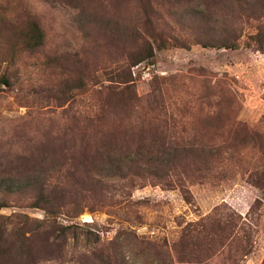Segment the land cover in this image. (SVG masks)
<instances>
[{
	"label": "rangeland",
	"instance_id": "1",
	"mask_svg": "<svg viewBox=\"0 0 264 264\" xmlns=\"http://www.w3.org/2000/svg\"><path fill=\"white\" fill-rule=\"evenodd\" d=\"M0 264H264V0H0Z\"/></svg>",
	"mask_w": 264,
	"mask_h": 264
},
{
	"label": "trees",
	"instance_id": "2",
	"mask_svg": "<svg viewBox=\"0 0 264 264\" xmlns=\"http://www.w3.org/2000/svg\"><path fill=\"white\" fill-rule=\"evenodd\" d=\"M30 39L31 41L33 42V47H37L40 45L41 43V39H42V34H41V31L38 27V25L36 23H34L32 25V28H31V35H30ZM254 41L257 42L259 40V38L255 35L254 36ZM237 44H231V45H223V47L225 48H230V49H237ZM247 47L250 46L249 44L246 45ZM146 56L148 57H151L152 56V50L149 49L148 52L146 53ZM4 84H7V81L6 80H3L2 81ZM117 168H120V166H118ZM187 200V199H186ZM233 235V234H232ZM232 238V236L230 235L229 239Z\"/></svg>",
	"mask_w": 264,
	"mask_h": 264
}]
</instances>
